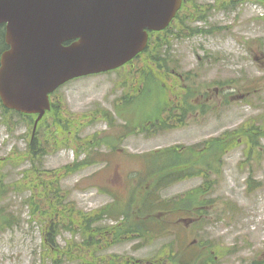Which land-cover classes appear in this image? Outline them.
<instances>
[{"label":"rangeland","instance_id":"1","mask_svg":"<svg viewBox=\"0 0 264 264\" xmlns=\"http://www.w3.org/2000/svg\"><path fill=\"white\" fill-rule=\"evenodd\" d=\"M205 3L204 0H198L194 6L204 7ZM256 8L212 10L202 14L203 19L198 18L199 12H183L179 21L184 23V28L194 31L212 28L213 32L180 39L171 36L162 39L165 34L158 40L163 41L164 47H160L155 55L167 60L168 70L170 61L174 62L178 73L192 70L199 76L198 82L204 85L202 89L210 86L209 95L214 93L217 83H227L223 90L227 94L233 91L227 88L230 85L256 89L249 93L235 88V94L242 95L232 98L228 96L229 102L225 97V104L219 105L220 110L215 108L203 118L192 117L181 128L147 137L140 130L126 134V129L116 127L123 125V120L127 117L135 118L131 119V126L141 123L144 119L142 114L148 115L150 103L157 100L161 93L154 91L145 99L140 95L139 103L136 101L133 105H126L124 110H120V104L115 105L125 94H136V69L141 67L142 62L134 65V71L125 69L84 78L70 82L58 90L53 102L61 112L58 118L60 123L54 126L51 121H45L38 136L46 135L51 138L59 135L57 140L62 144H59L57 152L49 151L40 160V168L60 169L72 164L76 154L79 156L78 161L87 160L93 152L86 151L83 154V147L80 146L93 150L94 138L98 139L100 135L103 137L106 134L111 139L114 151L107 158L109 165L106 168L102 164V157L97 159L98 165L85 166L86 168L73 172L60 181L59 186L66 190L68 200L76 209L94 212L113 203L114 192L119 199V208L115 210L118 213L122 209V200L126 197L125 190L121 189L122 183L131 173L139 171L143 163V159H138L140 163L130 156L138 157L136 155H145L158 148L174 145L196 146L195 149H200V144L204 141L219 137L227 142L228 145H224L230 151L220 158V163L214 164L220 171L212 192V198L217 200V210L208 217L206 226L198 228L202 229L204 240L211 241L216 246L221 264H264V137L259 135L258 146L251 149L249 135L243 134L251 131L247 129L259 128L264 131V3H258ZM156 45L154 43L153 46ZM146 63L147 58L144 61ZM149 65L153 66L154 63L150 61ZM157 66L158 64L154 67ZM174 81L171 74L166 73L165 82ZM139 85H143V81ZM183 85L180 84L181 87ZM105 112L120 114L122 120L118 118L116 123L112 120L109 126L103 118ZM161 113L164 117L165 113ZM30 122L31 120L20 119L18 116H13L10 120L9 115L2 114L0 109V161L14 150L11 159L0 162V175L5 176L7 183L22 185L11 188L10 193L5 188H0V204L1 207L5 206V213L0 216V264H55L51 262L55 256L49 249V246L55 249L54 244H45L46 233L52 224L49 228L47 226L53 218L48 211L43 212L48 207L41 198L40 191L45 190L47 181L53 188L58 183L50 181L53 174L41 175L29 171L27 144L30 140ZM255 134L258 132H252V139ZM101 151L102 156L107 155L108 150L102 148ZM245 151H254L251 159L245 157ZM243 161H246L244 165ZM94 172L97 173L96 176H93ZM248 176H252L256 183V188L252 191L253 184L250 189L246 184ZM201 182L200 178L183 180L168 187L163 196L183 193L191 187H198ZM101 189L114 191L105 195L101 193ZM24 199H28V205H23ZM227 202L234 209H229ZM111 224L110 220H104L97 226L108 227ZM63 225L73 227L72 223L64 222ZM185 227L189 233L186 224ZM54 231L57 232L55 245L63 252L61 264H90V245L65 249L63 246L68 240L81 245V237L73 236L68 229L60 232L58 226ZM91 237L90 235V243ZM168 242L166 238L159 240L158 244L139 250L134 248L136 242L121 243L95 255V260H105L107 255L116 254L145 261L160 245Z\"/></svg>","mask_w":264,"mask_h":264},{"label":"water","instance_id":"2","mask_svg":"<svg viewBox=\"0 0 264 264\" xmlns=\"http://www.w3.org/2000/svg\"><path fill=\"white\" fill-rule=\"evenodd\" d=\"M180 0H0L7 22L0 98L27 113L48 109L64 81L116 68L142 50L145 28H164ZM78 39L69 47L62 44Z\"/></svg>","mask_w":264,"mask_h":264},{"label":"trees","instance_id":"3","mask_svg":"<svg viewBox=\"0 0 264 264\" xmlns=\"http://www.w3.org/2000/svg\"><path fill=\"white\" fill-rule=\"evenodd\" d=\"M51 181H55V180H51ZM3 187L5 188L8 192H10V189H11V186L10 185H5L3 183V179H2V176L0 177V188ZM52 192H56V188H53V186H51L49 184V182H47L46 184V187H45V190L44 191H40V194H41V198L45 201L46 205H50V206H54L56 205V201L58 200L59 197H57L56 195H53ZM145 210L146 212L142 211V210ZM149 209V208H148ZM148 209L145 205H142L141 206V213H147L148 212ZM150 210L152 211V208H150ZM3 213H5V209H0V216L3 215ZM156 227V229L159 231H163V230H167L168 227L166 225V223H162L161 220H143L142 221V226L145 228L144 230L145 231H149V223ZM156 223V224H154ZM126 224L131 226L132 227V224L131 222L129 221H126ZM82 231L85 233V234H89V226H88V216L85 217L84 219V223H83V228H82Z\"/></svg>","mask_w":264,"mask_h":264},{"label":"flooded vegetation","instance_id":"4","mask_svg":"<svg viewBox=\"0 0 264 264\" xmlns=\"http://www.w3.org/2000/svg\"><path fill=\"white\" fill-rule=\"evenodd\" d=\"M194 1H195V0H185V4L187 5V8H192V7H194V6H193ZM243 3L246 4L247 2L244 1ZM192 9H193V8H192ZM192 9H189V11H191Z\"/></svg>","mask_w":264,"mask_h":264}]
</instances>
